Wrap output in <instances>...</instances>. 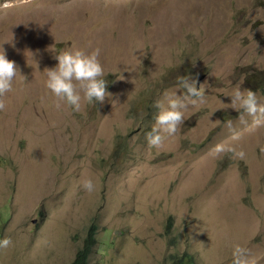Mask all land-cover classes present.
<instances>
[{"label":"rangeland","instance_id":"1","mask_svg":"<svg viewBox=\"0 0 264 264\" xmlns=\"http://www.w3.org/2000/svg\"><path fill=\"white\" fill-rule=\"evenodd\" d=\"M11 4L0 8V47L20 73L0 111V239L11 240L0 264H70L91 226L89 264H169L184 251L232 264L237 244L264 264V117L240 124L225 107L237 85L264 103V0ZM74 46L98 47L109 81V96L81 112L44 83L57 51ZM181 75L204 100L149 146L154 101Z\"/></svg>","mask_w":264,"mask_h":264},{"label":"clouds","instance_id":"2","mask_svg":"<svg viewBox=\"0 0 264 264\" xmlns=\"http://www.w3.org/2000/svg\"><path fill=\"white\" fill-rule=\"evenodd\" d=\"M11 0H4L0 8L11 7ZM7 41V40H6ZM100 49L97 47L92 51L83 48L71 47L57 51L55 66L47 68L45 87L52 95L69 105L74 112H81L83 104L103 102L109 96L105 79L107 73L98 59ZM19 67L14 60L7 57L5 50L0 47V111L5 110V94L13 90ZM177 89L182 93L177 94ZM225 95L229 96L230 102L225 107H231L238 112V122L247 124V118L252 117L254 123L261 122L264 117V103H260L256 92L251 89L242 90L239 85L233 87ZM205 97V89L197 87L196 79L190 75L178 77L177 87L173 92H164L162 96L154 101L153 106L157 109L154 115V123L150 131L145 134L149 146L159 148L167 137L174 135L178 126L185 119V110L191 105L196 106L202 103ZM59 107V103L56 105ZM229 132L234 130V122L229 119L225 122ZM215 152L231 153L233 158L243 159L245 152L242 148L235 146L217 145ZM81 187L92 192L95 189L94 181L91 178L84 179ZM11 240L5 236L0 239V248H6ZM232 264H250L248 250L239 244L232 250Z\"/></svg>","mask_w":264,"mask_h":264},{"label":"trees","instance_id":"3","mask_svg":"<svg viewBox=\"0 0 264 264\" xmlns=\"http://www.w3.org/2000/svg\"><path fill=\"white\" fill-rule=\"evenodd\" d=\"M96 230L94 226H91L88 235L85 239L83 247L76 253L74 259L70 264H89V256L92 251V247L96 243ZM176 259V260H175ZM169 264H197L193 255L187 251L181 254H176L169 261Z\"/></svg>","mask_w":264,"mask_h":264},{"label":"bare ground","instance_id":"4","mask_svg":"<svg viewBox=\"0 0 264 264\" xmlns=\"http://www.w3.org/2000/svg\"><path fill=\"white\" fill-rule=\"evenodd\" d=\"M176 260V259H175Z\"/></svg>","mask_w":264,"mask_h":264}]
</instances>
